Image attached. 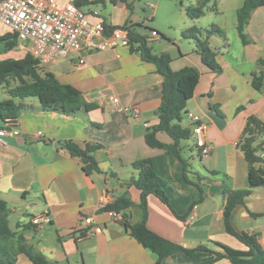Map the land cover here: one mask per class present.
I'll list each match as a JSON object with an SVG mask.
<instances>
[{"label": "crops", "instance_id": "obj_1", "mask_svg": "<svg viewBox=\"0 0 264 264\" xmlns=\"http://www.w3.org/2000/svg\"><path fill=\"white\" fill-rule=\"evenodd\" d=\"M140 3L135 0L129 8L120 0H91L83 9L92 21L144 26L145 19L154 16L144 18ZM239 7L234 20H227L225 10L218 5L216 9L207 8L223 18L217 24L226 31L225 38L213 35L209 39L221 72L209 68L196 48L185 49L192 39L181 35L169 40L164 48L169 53L178 51L171 55L174 70L194 66L201 72L182 124L193 131L192 115H200L208 125L206 138L211 152L201 154L192 132L191 138L182 141L186 170L175 154L146 142L148 128L159 121L156 110L162 99L164 76L130 45L88 53L84 63L75 56L59 57L43 68L61 82L77 87L85 101L95 105L89 111L67 115L40 110V102L35 99H15L32 106L16 119L20 135L8 136L7 142L0 144V197L7 202L6 208L0 209V237L8 236L4 243L15 254V264H35L19 250L23 244L41 253L48 264H157L158 254L129 233L124 219L102 210L125 193L133 201L126 210L130 221L146 219L153 231L173 242L187 248L202 245L218 250L216 243H223L248 249L227 232L223 179L228 178L232 189L249 187L248 162L238 142L248 116L253 114L264 121V78L260 88L253 84L256 76L264 77V6L251 14L245 28L247 43L237 28ZM179 14L183 24L171 22L177 26L178 35L183 28L197 26L201 18L189 17L185 7ZM149 36L150 41L165 37L159 32ZM111 96H118L120 103H114ZM131 106L139 109V119L125 109ZM158 137L172 141L165 132H159ZM69 139L81 147L87 142L100 144L94 155L101 171L87 173L81 158L62 146ZM146 157L153 159L171 207L150 194L145 218L140 190L126 183L138 175L132 163ZM38 214H48L51 222L40 227L33 224L32 218ZM87 217L93 222L86 224ZM231 224L238 232L255 235L264 247V185L253 188L244 203L234 208ZM91 228L93 232L88 233ZM213 255L201 249L194 254L177 252L164 257L161 264H201ZM214 264L233 263L222 258Z\"/></svg>", "mask_w": 264, "mask_h": 264}, {"label": "trees", "instance_id": "obj_2", "mask_svg": "<svg viewBox=\"0 0 264 264\" xmlns=\"http://www.w3.org/2000/svg\"><path fill=\"white\" fill-rule=\"evenodd\" d=\"M117 2L118 0H113ZM125 2L129 8L135 0H120ZM77 6L83 9L91 3V0H75ZM212 3L213 9L217 8V0H197L195 4H190L185 8L187 15L191 18H199L205 15L206 9ZM264 6V0H244L237 10V28L244 43L249 42L245 28L249 23L252 12ZM85 10V9H83ZM107 31L115 28H126L129 31V42L132 51L140 54L145 61L156 65L157 71L164 76L162 99L156 110L159 121L148 128L145 139L148 145L165 150L167 153L175 154L183 163L186 170L187 161L183 157L182 141L191 138L192 129L182 124L183 115L187 111L188 101L194 96L199 84L201 72L194 66H186L179 70L171 67L172 56L169 52L163 51L160 54L153 52L148 34L140 32L138 26L141 23H125L124 25H109L105 23ZM157 33L158 30L152 28ZM206 35L202 36V30L196 25L183 28L181 35L185 39H192L196 43V51L200 54L202 61L212 70L221 72L222 66L217 61L216 51L210 44V37L218 35L226 37V31L216 23H212L206 29ZM161 33V32H159ZM162 36H164L162 34ZM19 46V40L15 32L5 31L0 33V86L3 85L12 96L0 100V125L10 120H16L20 113L32 108L23 102H16L15 99H25L28 97H38L39 109L43 111H55L67 115H77L81 110H91L94 104L85 101L82 92L72 84L63 83L50 71H44L30 51L22 57L14 58L5 56ZM263 74L256 76L253 84L260 88L263 81ZM217 108L216 106H213ZM159 132L167 133L172 139L171 142L162 141L158 137ZM248 162L249 187L245 189H232L228 178L225 177L224 193L227 194V202L224 206V219L227 232L239 238L248 249H238L232 246L216 243L218 250L208 249L205 246L187 248L179 243L173 242L157 232L153 231L146 223V219L138 222H131L126 212L133 201L125 193L116 197L102 207L104 211L122 213L124 223L129 233L134 236L143 246L158 254L157 264L171 254L185 252L194 254L198 249L214 254L201 264H214L216 261L227 258L233 264H264V247L255 235L247 232L236 231L231 224V214L234 208L244 203L253 188L264 185V121L256 115L247 118L242 135L238 142ZM73 156H78L84 163L87 173L101 171L99 162L94 152L100 148V144L87 142L85 147H81L73 140L62 142ZM138 175L132 177L126 184L133 185L141 192L140 205L144 211L145 218L148 212L147 199L150 194L157 196L162 202L171 207L169 197L158 177L155 163L151 157L141 158L132 163ZM7 202L0 197V209H4ZM10 234V232H9ZM8 236L0 237V264H15L16 257L7 249L4 241ZM20 251L25 252L35 264H48L47 259L39 252H35L31 246L23 244Z\"/></svg>", "mask_w": 264, "mask_h": 264}, {"label": "built area", "instance_id": "obj_3", "mask_svg": "<svg viewBox=\"0 0 264 264\" xmlns=\"http://www.w3.org/2000/svg\"><path fill=\"white\" fill-rule=\"evenodd\" d=\"M5 31L15 32L19 46H27L42 68L59 57L75 56L79 63H84L88 53L130 45L126 28L119 27L108 32L102 19L92 21L90 13L77 6L75 0H68L64 5H60L58 0H0V33ZM110 99L116 104L120 103L118 96H111ZM125 109L133 118H140L137 107ZM192 120L196 145L203 156L208 155L211 152L206 138L208 125L198 114H193ZM20 133L16 120L0 125V144L7 142L6 137ZM111 212L124 219L121 213ZM50 222L48 214H38L32 218V223L39 227ZM92 222V217L85 218L86 224ZM93 230L88 229V233Z\"/></svg>", "mask_w": 264, "mask_h": 264}, {"label": "rangeland", "instance_id": "obj_4", "mask_svg": "<svg viewBox=\"0 0 264 264\" xmlns=\"http://www.w3.org/2000/svg\"><path fill=\"white\" fill-rule=\"evenodd\" d=\"M193 0H141V3L139 4L142 8L140 10L142 14L144 15V18L147 16L153 15V19H145L146 25L144 26H138L137 28L140 30V32L144 34L151 35L152 34V28H155L159 32H161L165 37H160L158 41L151 40L150 45L153 47V52L156 54H160L163 51H166L165 46H167V43L169 40H173L175 37L181 38V34L178 35L177 31H175L176 25H171V22H174L173 24H183V19L180 16V9L183 7H187L191 4ZM243 3L242 0H217L218 7L225 10L226 18L227 20H234L236 17V6H241ZM212 7V3L209 5ZM210 9H206V16H202L199 20H197V26L201 28L202 30V36L204 37L206 35V28H208L210 23H216L220 22L222 17L217 16L215 12H209ZM171 17L173 19H171ZM5 30V29H3ZM26 46V43H24ZM185 49L191 50V48H196V44L192 40V44H186ZM27 51H30L27 46L20 47L18 46L13 51L9 52L5 56L7 57H14L19 58L22 57ZM168 52V51H167ZM172 56L175 54H178V51H174L173 53H170ZM12 97L9 92L7 91V88L3 85L0 86V100H3L5 98ZM31 99H35L36 101H39L38 97H28Z\"/></svg>", "mask_w": 264, "mask_h": 264}]
</instances>
